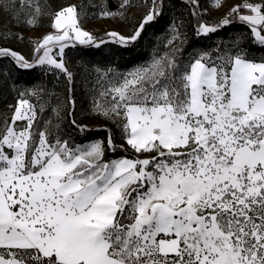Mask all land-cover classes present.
<instances>
[{
    "label": "snow or ice",
    "instance_id": "obj_1",
    "mask_svg": "<svg viewBox=\"0 0 264 264\" xmlns=\"http://www.w3.org/2000/svg\"><path fill=\"white\" fill-rule=\"evenodd\" d=\"M152 3L134 34L116 42L135 41L162 15V0ZM25 9L33 10L25 23L35 24L38 3H0L9 21ZM85 16L71 3L52 13L56 33L37 42L43 55L35 64L9 48L0 47V57L21 69H59L71 92L65 48L105 43L84 30ZM236 20L250 30L251 47L237 37L186 63L154 60L101 85L93 110L124 121L135 159H105L106 151H127L109 129H102L106 143L76 146L38 130L36 106L25 96L42 89L19 93L11 116L0 119V264H264V0H245L215 25L200 23L196 35Z\"/></svg>",
    "mask_w": 264,
    "mask_h": 264
},
{
    "label": "trees",
    "instance_id": "obj_2",
    "mask_svg": "<svg viewBox=\"0 0 264 264\" xmlns=\"http://www.w3.org/2000/svg\"><path fill=\"white\" fill-rule=\"evenodd\" d=\"M241 1L236 5L245 2ZM248 1L260 3V0ZM2 2L3 0H0V3ZM104 2L105 0H33L34 5L38 3L41 9L33 25L25 23L33 14L32 9H25L19 21H9V12L0 10V47L9 48L27 60L30 59L27 53L31 47L28 35L48 29L52 13L60 7L70 3L83 5L87 19L101 20L106 25L105 30L93 34L97 42L101 39L105 41L99 47L77 44L65 48L63 59L68 71L72 73L71 92L68 78L61 70L40 65L31 69H21L11 57H0V119L11 116L9 105L16 104L21 91L42 89L39 97L25 96L36 106L38 130L46 128L53 138L59 136L68 140L70 145L76 146L97 139L106 143L108 131L102 129H109L116 144H124L127 151L122 149L115 152L106 151L105 159L112 160L125 156L135 159L137 154L125 144L119 126L124 121L105 118L93 110V99L98 98L101 85L109 87L110 81L112 83L122 81L127 74L151 65L154 60L174 58L179 64L186 63L197 51H209L214 49L215 45L221 42L231 43L237 37H240L242 47H251V32L247 26L236 20L215 33L197 36L196 29L200 23L215 25L223 17L210 20L203 12L199 1L197 5H193L190 0H162V15L146 25L135 41L124 45L116 42L119 36L130 37L134 34L145 14L153 7L152 0H129L128 6L121 9L119 5L113 11H109ZM119 2L122 0L118 1V4ZM103 10L116 15L102 16ZM242 14L250 13L242 10ZM112 32L118 33L116 39L107 35ZM177 32L179 37L174 38ZM251 50L256 54L261 52L255 47ZM39 53L40 51L35 57ZM33 60L29 62L34 63ZM109 69L112 71L109 72ZM102 75H105L103 80ZM69 96L72 102H69ZM41 105L43 111H40ZM79 125L87 126V130L82 131Z\"/></svg>",
    "mask_w": 264,
    "mask_h": 264
},
{
    "label": "rangeland",
    "instance_id": "obj_3",
    "mask_svg": "<svg viewBox=\"0 0 264 264\" xmlns=\"http://www.w3.org/2000/svg\"><path fill=\"white\" fill-rule=\"evenodd\" d=\"M115 1L118 3V1H121V0H115ZM198 1L200 2L201 6H202L203 12L207 16V18H209L210 20L221 19L230 11V9L232 7H234L239 2H242L241 0H220L219 6H214L216 3V0H198ZM119 3H120L119 5H121L122 2H119ZM104 4L107 7V1L106 0H105ZM81 24H82V27L84 28V30L88 31L92 35L96 34L98 32H102V30H105V28H106V25L104 24L103 21H101V20L90 21L89 19H87V16L83 17L81 19ZM49 33H52V34L56 33V30L52 27V19H51V23H50V26L48 29H46L45 31L40 30V31H37L35 33H30L28 35L30 37L29 39L31 41L30 42L31 47L29 48V52L27 53L29 55V58H30V59H28V61H31L34 59L33 61L35 63V61L39 58V56L43 55V51H40L39 55L37 57H35L38 53L36 51L37 42L41 41L43 36L47 35ZM230 40H232V39H230ZM216 46L217 45H215V47ZM198 52H201V51H197V53ZM53 53L56 54V58H58V59L60 58L58 46H53ZM40 66L45 67V68H49V69H55L50 65H40ZM56 70H59V69H56ZM88 143H90V142H88ZM88 143H85L83 145H86Z\"/></svg>",
    "mask_w": 264,
    "mask_h": 264
},
{
    "label": "water",
    "instance_id": "obj_4",
    "mask_svg": "<svg viewBox=\"0 0 264 264\" xmlns=\"http://www.w3.org/2000/svg\"><path fill=\"white\" fill-rule=\"evenodd\" d=\"M106 1H107V9L109 11H113L117 9V7L119 6V4L115 0H106Z\"/></svg>",
    "mask_w": 264,
    "mask_h": 264
}]
</instances>
